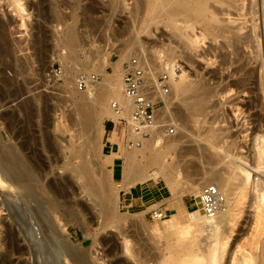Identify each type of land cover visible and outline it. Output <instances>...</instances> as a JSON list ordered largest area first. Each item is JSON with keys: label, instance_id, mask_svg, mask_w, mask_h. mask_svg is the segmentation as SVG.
Instances as JSON below:
<instances>
[{"label": "bare ground", "instance_id": "1", "mask_svg": "<svg viewBox=\"0 0 264 264\" xmlns=\"http://www.w3.org/2000/svg\"><path fill=\"white\" fill-rule=\"evenodd\" d=\"M4 1L8 7L13 8V11L18 14L17 16H21V13L24 12V8L20 4L21 0ZM108 1L111 5L110 8L114 11L118 10L121 3L125 2V0ZM132 1L133 9L129 21L131 26L136 28L135 31L150 35V28L157 29L158 25H162L172 32L173 38L177 42L191 52L201 48V45H205V41L209 40L214 44V47L208 48L210 50L208 54H212L211 64L212 67L216 65L215 70L209 72L207 80L189 81L186 72L181 67L177 69L178 72L175 71V64L169 60L170 55L174 53L173 49H166L165 52L155 51V60L157 59L156 61H159L160 64L159 69L172 76L170 90L167 96L162 97L164 105L157 111L155 125L148 129L135 131L131 122L133 106L131 101L125 97L123 86L125 65L132 59L131 48L135 45V41L130 39L123 43L118 51L119 60L116 63H113L110 57L103 63L101 69L95 65L84 68L83 65L86 63H81L86 75L82 74L80 77L85 76L87 80L85 90L78 89V85L75 84L78 75L74 74L73 66L67 67L69 63L78 65L76 49L80 44H76L79 42L76 29L77 20L73 15H70V18L59 16L54 13V9L52 10L55 14L54 19L52 18L53 21L49 20L52 22L53 31L43 30V33L45 38L46 36L49 38L50 35L52 38L56 33L55 30H58L59 26L62 27L58 43L60 48L66 50H64L66 53L60 57L63 66L66 67L62 77L63 92L67 96L65 100L70 103L68 106L71 107V110L65 108L69 110V113L66 114L67 117L65 115L68 119V121L66 120L67 127L61 128L58 124L53 127L62 136L69 135V132L73 131L75 134L73 137L77 141L73 142L74 138L70 135L68 141L64 140L62 136V138L54 137L51 140L45 138L40 149L49 158L47 159L51 166L55 161L54 164L58 171H61L63 175L61 180L63 179L65 185L69 184L70 177L76 181L81 180V186L78 189L83 190V193L93 192V189L97 193L100 191L99 195L102 200L100 204L102 205H99L103 206V210L99 208L108 223L126 222L123 218L127 219L130 216L125 213V215H121L118 212L119 192H130V189L138 184L148 180L158 182L159 179L171 189V198L160 202L170 203L169 209H174V213L165 220H159L156 216L162 214L160 203H153L154 205L146 207V211H142L138 215L134 214L142 221L145 212L157 210L158 213L154 211L153 230L156 232V239L165 241L163 249L165 253L160 250V254L157 255L148 251L141 253L140 258H137L139 256L135 253L138 264H147L151 259L155 264H264V180L259 178L253 180V173H256V176L257 173L264 174V60L261 59L262 43L260 42V35L264 34V0ZM92 11L95 12L93 9ZM36 19L38 20V18ZM260 23L263 26L262 34L260 33ZM23 25L24 23L21 24L22 27ZM32 41L30 45H33ZM12 42L8 39L5 24L0 23V58L11 55ZM76 45L77 47H75ZM208 54L205 55L208 56ZM139 59L148 72L149 78L155 77V73L159 71L156 64L147 62V57L144 58L140 54ZM107 66L112 67V73H107ZM249 66H251L250 69ZM23 67V63L17 66L21 71ZM71 84L73 86L69 88ZM4 85L6 86L8 83L4 82ZM4 90L3 95H7L6 90L8 89L4 88ZM12 93L15 94L13 91ZM233 95L237 98L235 97V99ZM7 96L9 97V95ZM232 96L233 99H231ZM4 100H7L6 96ZM16 100L18 99L4 102L7 105L16 102ZM42 101L43 105H39L42 106L45 114H48L51 111L48 104L50 102L43 97ZM174 101L177 103V113L182 122L179 126H182L183 133L181 131L175 137L170 134L165 136L157 129L159 123L157 119L162 115H171ZM218 102L220 106L228 104L235 125H233V121L228 122L226 118L225 120L223 117L220 119ZM222 110L224 109L222 108ZM227 111L228 108L224 113ZM210 113L213 115L208 118ZM231 116L229 117L228 114L229 118ZM104 119L115 124L125 122L123 134L125 137L127 132L126 147L129 148V152L125 150L123 143L118 142L116 131L109 133L106 143H101L100 138L90 142L91 131H95L99 137L105 133L102 124ZM239 119L241 123L238 122ZM220 124H224V128L225 126L226 128L221 130L219 126L220 129H216L215 126ZM232 128L238 129L237 132L241 138L238 137L239 135L237 137L240 138V142L244 140L246 145L247 142L249 143L246 153L252 157V164L249 163L248 156L242 155L245 149L244 145L236 143V140L239 142L237 138L233 139ZM116 143L118 144L117 151L111 150L107 154L102 152L104 147L111 148ZM16 148L10 147L9 144H0V203L12 213L14 218L17 216L16 218L20 220L19 225L23 227L20 239L23 238L21 242L22 245L24 242L26 247L14 246L15 248L11 251V245L13 248V245L19 242L20 236L18 235L20 234H16V232L14 234L4 233L3 243L0 242L5 245L6 253L0 255V264H9L12 254H16L18 259L24 256L32 257V264L93 263H90L92 260H90L87 250L91 244L90 247L84 249L81 245H74L65 236L67 234L65 225L67 219L65 218L64 224L63 217L68 216L69 220V216L71 218L74 214L68 207L69 204L61 203L57 199L53 183L57 182L58 178H55V182L44 183L43 178L52 175V171H46V161H40V157L44 154L40 155L39 150V152L30 153V151V154H26L24 152L26 150L25 141L20 143L19 148ZM56 152L60 153V156ZM92 153L100 156L105 162L110 181L108 194L104 193L105 180L103 177L97 176L95 172ZM33 157L39 161V166H43L44 174L42 176L37 173L38 166L34 164L35 160L32 161ZM188 157L191 160L182 165V160ZM115 159L123 161L119 182H115L112 175ZM182 171L191 172L199 178L177 191ZM210 186H215L222 198L214 218H208L200 205L202 191ZM76 191L78 192L77 189ZM185 191L193 194L195 198L197 209L193 212L187 211L180 204L181 193ZM248 192H252L250 207L254 210L253 215L251 214L253 217L251 220L254 221V223L251 221L253 229L252 232L250 231V235L248 234L249 237H247V233H244L246 238L244 237L241 242L240 240L232 241L231 237L234 227L237 225L236 221H238V217H241L239 216L241 211V207L239 208L241 202L239 201L247 196ZM62 208L66 210L59 216L58 213ZM24 214L26 215L24 216ZM183 219L185 222H182ZM21 221L23 224H20ZM106 224L104 227H107ZM91 243L93 244V241ZM124 244H126L125 248L129 250L127 242Z\"/></svg>", "mask_w": 264, "mask_h": 264}, {"label": "rangeland", "instance_id": "2", "mask_svg": "<svg viewBox=\"0 0 264 264\" xmlns=\"http://www.w3.org/2000/svg\"><path fill=\"white\" fill-rule=\"evenodd\" d=\"M107 2L109 3L108 0H21L20 4L24 8V12L21 13L22 18H25L27 15L28 16L30 15L29 17L27 16L25 19H22L21 16H17L18 14H16V12L13 11V8L7 6L5 1L3 2V0H0V23L5 24L8 39L11 42L13 41L12 42L13 45L11 44V55L5 56V58L4 56H1L0 58V144L2 145L9 144L10 147H14V148H16V145H17V148H19L20 143L25 141L26 150L24 152L26 154H30L33 151L37 152L39 150L40 155H43L44 152H42L40 148H41V144L45 142V138L47 140H51L54 137H60V138L63 137L64 140H67L71 136L72 138H74L73 142L77 141V139L73 137L75 135L73 131L69 132L70 136L69 135L62 136L61 133H59V131L57 133V131H55L53 127V126H56L57 124L61 128L67 127L68 119L66 118L67 117L66 114H68L69 110H71V107L68 106L70 103H68L67 100H65L67 99L66 98L67 96L63 92L64 86H63L62 77L64 76V70L66 69V67L63 66V63L61 62L60 57L66 53L65 52L66 50L60 48L59 43H58V40L61 35L62 27L59 26L58 30L57 29L55 30L56 33H54V35L52 36V38L54 39L51 38V35L49 36V38L48 36H46L45 38L44 33H43L44 31L46 32L53 31V26H51L52 22L50 21H53L55 14L59 16L63 15V17L65 16L67 18H70L73 15L77 20L76 29H77V36H78L79 42H77L76 44L78 45L80 44V45L78 47L76 45L75 47H77L76 56H78L77 57L78 65H72L71 63H69L67 64V67H70V65L74 67V74L78 75V79L80 75L82 74L86 75V73L83 70V66L84 68H86V67H89L90 65H95L96 67H99V69H101V67L103 66V63L109 57L111 58L113 63H116L119 60L118 51L120 47L123 45L124 42L129 41L130 39L135 41V43L133 42L135 45H133L131 48L132 58L136 56L139 57V54L144 58L146 56L148 59L147 62L151 64L153 63L156 64V67L159 71L162 69H159L160 64H159V61H156L157 59L155 60L156 55L154 54H155V51L160 50V51L165 52L166 49H173L174 53L170 55L169 60H171V62L174 63L175 65L176 63L180 65L183 71L186 72L187 80L189 79V81H197L199 79L207 80L209 76L208 75L209 72H212L213 70H215L216 65L212 67V64H211L212 54L211 53L208 54V51H210L209 49L214 47V44L209 42V40H206L205 45L203 46L201 45V48L191 52V51L186 50L179 42H177L173 38L172 32L164 28L162 25H158L157 29L155 27L150 28L151 36L149 34H146L145 32L138 33V31H135L136 28L131 26V23L129 21L132 15L131 11L133 9V1L125 0V2L121 3L120 5L121 8L119 7L118 10L115 9L116 11L111 9L110 3L108 5ZM54 9L56 11V12L54 11L55 14L52 11ZM92 9L95 12H93ZM89 11L91 12V14ZM20 18L22 21L20 20ZM36 18H38V20ZM50 18L51 19L53 18V19L51 20ZM20 23L21 24L24 23L23 27L21 26ZM260 24H261L260 33L262 34L263 26H262V23ZM12 28L13 30H11ZM263 35L264 34L260 35L261 36L260 42L262 43L261 44L262 45V55H261L262 61L264 60V43H263L264 36ZM25 40H27V42H25ZM31 41L33 45H30ZM14 44L16 45V47ZM204 53L208 54V56L205 55ZM27 59L29 61H26ZM21 63L24 64L22 71L17 68V66ZM81 63H84L85 65L82 64L83 65L82 66ZM209 64L211 65L209 66ZM250 67L251 66H249L248 68L250 69ZM112 71H113L112 67L107 66V73L110 74L112 73ZM78 79L75 82L76 85H78L77 84ZM4 82H6V84L8 83V85L5 86ZM72 86L73 85L71 84L69 88H71ZM4 88L8 89L6 90V94L9 95V97L5 94L3 95L2 92L5 91ZM77 88L79 89L78 86ZM12 91L15 92V94L12 93ZM5 96L7 97V100L9 102L12 101V99L17 98L18 99L16 100L17 103L11 102L5 105V102H7V100L6 101L4 100ZM233 96L234 98L235 97L237 98V96L235 95ZM233 96L231 99H233ZM42 97L46 98V100L50 102L48 104L50 106L51 111L48 114H45L44 110L42 109V106H41L43 105ZM40 99H41V102H40ZM65 102L66 104H64ZM174 103H175L173 104L174 107L171 108V115L169 114L162 115V117L160 116L157 119V121L159 122L157 124V127H158L157 129L165 136L170 134V136L175 137L179 135L182 131V128H181L182 126L181 125L179 126V124L182 122L177 113L178 111V109L176 108L177 103L175 101ZM61 106L63 107L61 108ZM162 107L163 105H161L159 108H162ZM221 107L224 110H222ZM65 108H68L69 110ZM218 108L222 110L221 112L220 110L218 112V115H220L219 116L220 119L223 117L224 120L226 118L228 122L233 121V118L231 116L232 113H231V110L228 104H223L222 106H220L219 104ZM227 108H228L227 113H224V111L226 112ZM175 109L177 110L175 111ZM65 110L66 111L68 110V111L66 112ZM228 114H229V117L231 116V118L228 117ZM212 115L213 114L210 113L208 115V118H210ZM246 116H248L247 113H246ZM238 122L241 123L240 119ZM102 124L104 126L105 133L99 137V135L97 136V133L95 131L93 132L91 131V133L89 134L90 142L91 140L95 141L100 138L101 143L102 142L106 143V139L109 133H111L112 131H116L118 142L123 143L125 145L124 146L125 150L129 152L130 151L129 148L126 147L127 132L125 133V137L123 134V131L126 126L125 122H122L121 124H115L112 121L104 119L102 121ZM170 124H172V127H168ZM233 125H235L234 121H233ZM219 126L221 127V130L226 128V126L224 128V124L216 125L215 128L220 129ZM235 129L236 128H232L233 134L231 133V130H229V132L233 135V139L234 138L238 139V137H240L241 135L239 134V132H237L238 129L236 130ZM175 130H178V131L175 132ZM56 133L57 135H55ZM239 139H238L239 142H237L236 140V143L238 144L240 143L239 145H241L242 143L241 146L244 145L243 147L245 148L242 155L244 157L248 156L247 159L249 163L252 164V157H249V153H246L249 143L247 142V145H246L244 140H241L243 142H240ZM182 146H187V145H182ZM117 148H118V144L116 143L111 148L104 147L102 152L107 154L111 150L117 151ZM57 153L58 152H56V154ZM45 156L46 155L44 154L42 157H40V161L41 160L42 162L46 161V166H47L46 171H52V175L48 178H43V181L44 183L45 182H55L56 181L55 178L56 177L58 178V181L53 183V188L56 191L57 199L61 203L66 202L67 205L69 204L68 207L74 214L73 217L76 218V219H74L73 217L70 218L69 216V220H68V216L63 217L64 224L67 219L66 224H65L67 234L65 236L68 237L74 245L76 246L81 245V247L84 249H87L88 246L90 247V244H91V247L87 249L88 254L90 256L89 258L90 260H92V261L90 260L89 261L90 263L93 262L91 264H138L139 262L137 258H140V255L142 256L141 253L150 251L151 253L154 252V254L156 253L157 255H159L161 251L162 252L164 251L163 249L165 247V241L161 239L159 240V238L156 239L157 235H156V232L153 230L154 221H155L154 214L158 213L157 210L145 212L142 218L143 222L139 218L135 217L136 214L138 215V213L142 211H146V207L151 206L153 203L159 204L161 201H165L171 198L172 191L169 187H167L164 181H162L161 179H159L158 182H155L154 180H148L144 183H141L142 185L138 184L134 188H131L130 192H125V191L119 192L118 212L121 215L129 214L130 216L127 219L123 218L126 222L122 221L116 224H114L115 222L108 223V221H106V219L102 216L103 212H100L103 207V206L100 207V205H102L100 204V202H102L101 197L99 195L100 191L99 193H97V191L93 189L95 192L91 191L89 193L88 192L83 193L82 192L83 190H79L81 186L80 184L81 180L76 181L75 179L70 178V177L68 180V182L70 181L69 184L65 185L66 183H64L63 179L61 180V178L63 177V175L61 174V171H58L56 165L54 164L55 161L53 165L51 166L50 163H48L49 158ZM58 156H60V153H58ZM32 159H33L32 160L33 162L35 160L34 164L38 166L37 173L40 176H42V174H44L43 166H39V161H37L36 158L34 159L33 157ZM189 160H191L190 157L182 160L181 164L183 165L186 161H189ZM92 161H93L97 176L103 177V179L105 180L104 193L108 194V188L110 187V181H109L108 171L105 168V162L102 158H100V156H96L94 153H92ZM169 162H171V160H169ZM122 165H123V161L121 159H115L114 164H113V169H112V175H113V179L115 182H119L121 179ZM253 175H254L253 176L254 181L257 180L258 178L264 180V176H263L264 174L260 175V173H257V176H256V173L255 174L253 173ZM260 176H263V177H260ZM198 178L199 176H196L195 174L191 172H188V173L184 171L180 172V176H179L180 183L178 185L179 188L177 187L176 190L179 191V189L185 188L193 180H196ZM146 186L154 190L155 192L154 199H152L151 201H147V202L146 200L145 201L143 200V202H141L139 200L140 189ZM76 189L78 190V192L76 191ZM251 195H252V192H248L247 196L243 197L239 201L241 202V205L239 206V208L241 207L240 210L242 212L240 211L239 216L241 217H238L239 219L238 221H236L237 225H235L234 230H233V234L231 237L232 241L240 240L241 242L244 237L246 238V235H245L246 233H247V237H249L250 233L252 232L251 230L253 229V227H251L252 225L251 221L253 220L252 219L253 217L251 216V214L253 215L254 210L253 208L250 207L251 205L250 200L252 198ZM16 203L20 204L19 202H16ZM160 204H161L160 208L162 212L163 213L166 212L167 217H169L172 213H174V209L172 208L169 209L171 205L170 203L162 202ZM180 204H182L181 206L186 208L187 211L189 212H193L194 210L197 209L196 201H195L193 194L191 193L189 194V192L187 191L181 193ZM65 210L66 209L62 208V210L59 212L60 214L58 213V215L60 216L61 212H64ZM9 214L11 215L12 213L9 210H7L6 207L4 208L2 204L0 203V241L1 242H2V239L5 237V234H7V232H11L12 234H14L15 232L16 234L18 233L20 234L21 231L23 232L22 230L23 227L19 225L20 220L16 218L17 216L14 218L12 215L10 216ZM25 215L26 214H24V216ZM104 221H106L107 224L109 225H107L106 222ZM182 222H185L184 219L182 220ZM252 222L254 223V221ZM20 224H23L22 221ZM105 224L107 227H104ZM110 224L112 225L110 226ZM113 224L115 225L114 227H113ZM18 236H20L19 242L13 245V248L11 245V249H10L11 251L15 248L14 246L26 247V244L24 242L22 245L21 241L23 238L20 239L22 237V234ZM241 236L243 237L241 238ZM91 241H93V244L91 243ZM126 242H127V247H129V250L128 248H125L126 244L124 243ZM1 244H0V250L2 251H0V255L2 256L6 253V250H4L5 245L4 244L1 245ZM135 253H137L139 257L136 258L135 256L137 254L135 255ZM11 257H10L11 262L9 264L11 263L12 264H32V257L24 256L23 258L18 259V256L16 257V254L14 255L12 254ZM150 261H148L147 264L149 263L155 264L153 260H152L153 263Z\"/></svg>", "mask_w": 264, "mask_h": 264}, {"label": "built area", "instance_id": "3", "mask_svg": "<svg viewBox=\"0 0 264 264\" xmlns=\"http://www.w3.org/2000/svg\"><path fill=\"white\" fill-rule=\"evenodd\" d=\"M180 65L176 63L175 71H179ZM85 76H81L78 87L85 89ZM172 76L165 71H158L155 77L149 78L143 63L139 57H133L125 65L123 76L124 95L132 103V125L135 131L148 129L155 125L159 107L163 104L162 97L167 96L170 90ZM168 127H172L170 124ZM222 202L221 194L215 186L204 188L200 197V205L203 213L208 218H214ZM155 215V214H154ZM159 220H164L166 212L156 215Z\"/></svg>", "mask_w": 264, "mask_h": 264}, {"label": "crops", "instance_id": "4", "mask_svg": "<svg viewBox=\"0 0 264 264\" xmlns=\"http://www.w3.org/2000/svg\"><path fill=\"white\" fill-rule=\"evenodd\" d=\"M143 190H144V191H143ZM154 194H155L154 190H152V189L149 188L148 186H146V187H142V188L140 189L139 200H140L141 202H143V200H144V201L146 200V202H147V201H151L152 199H154Z\"/></svg>", "mask_w": 264, "mask_h": 264}]
</instances>
